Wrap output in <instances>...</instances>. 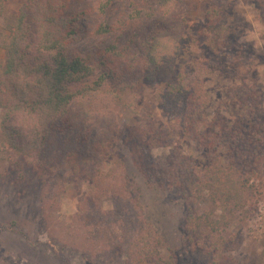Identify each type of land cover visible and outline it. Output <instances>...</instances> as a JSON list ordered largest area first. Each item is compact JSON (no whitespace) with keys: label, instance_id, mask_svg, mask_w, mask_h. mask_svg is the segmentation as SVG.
Here are the masks:
<instances>
[{"label":"rangeland","instance_id":"obj_1","mask_svg":"<svg viewBox=\"0 0 264 264\" xmlns=\"http://www.w3.org/2000/svg\"><path fill=\"white\" fill-rule=\"evenodd\" d=\"M29 9L23 0H0V30L5 18L22 11L26 30H38L36 11ZM164 14L154 0L67 1L63 17L72 18L76 30L68 50L85 56L97 46L128 49L135 66L126 74L117 65L104 87L118 92L133 82L138 88L97 96L96 103L109 100V108L98 129L92 127L96 143L105 137L109 145L91 156L94 162L84 160L83 172L54 158L47 146L25 153L10 147L14 133L6 126L20 125L30 140L33 122L15 116L3 122L0 107V264H264V6L180 0ZM163 16L171 26L184 25L181 56L172 66L188 67L189 78L202 71L192 90L203 106L190 115L168 110L159 96L164 83L146 80L144 49ZM120 19L127 21L122 35L86 38L87 30ZM27 52L32 63L39 52L33 45ZM15 142L27 146L18 137ZM215 171L223 182L224 174L240 178L242 187L227 184L229 194L211 200Z\"/></svg>","mask_w":264,"mask_h":264},{"label":"trees","instance_id":"obj_2","mask_svg":"<svg viewBox=\"0 0 264 264\" xmlns=\"http://www.w3.org/2000/svg\"><path fill=\"white\" fill-rule=\"evenodd\" d=\"M67 1L23 0L25 8L36 11L38 22L36 31L26 30L23 23L27 15L23 11L18 17L4 19L5 28L0 30V49L5 55L4 62H0V107L6 113L3 122L12 116L33 122L30 140L20 125L6 126L5 130L10 132V135L14 133V137L10 136V147L18 149L19 153H25L24 151H42L43 147L47 146V151L53 152L54 158L65 165H70L74 172L78 168L83 172L89 164L84 160L90 158L93 161L91 156H101L109 145L105 137L96 143L97 133L92 127L98 129L109 108V100L106 104L102 102L97 104V96L106 94L103 98L106 99L108 96L118 95V92L122 94L134 86L135 89L138 87L133 82L121 86L118 92L111 85L104 87L114 79V68L117 65L123 66L126 74L131 71V65L135 66V59L129 56L128 49L118 48L116 44L108 48L97 46L85 56L68 50V44L72 42L76 30L75 21L63 17ZM154 1L165 12V16L171 14L180 3V0ZM258 1L264 6V0ZM104 8L106 7L101 6V10ZM133 10V16L138 17V10ZM165 16L156 19L144 49L146 80L148 84L164 83L165 91L159 96L160 100L162 99L161 104L168 110L175 106L183 108L190 115L196 105L203 106L202 96L196 95L192 90L195 77H202V71L198 67L199 73L196 70L194 75H190L191 79L186 74L188 67L183 68L180 65L176 69L172 66L174 60L181 56L184 25L171 26L164 21ZM262 16L264 21V15ZM116 24L97 25L92 31L85 32L86 38L96 41L104 40L115 32L122 35L126 30L124 26L127 25V21L120 19ZM29 34L34 35V42L28 39ZM32 45L39 53L31 63L28 59L31 55L27 51ZM181 63L184 61L181 60ZM96 73L100 74L96 81L84 84L87 78ZM138 98L133 99L131 103L136 102ZM79 100L84 103L79 104ZM104 136L107 137L105 133ZM15 137L20 138L23 143L26 142V148L17 146ZM219 173L215 171L214 175L209 177L213 188L211 200L229 194L227 184L234 188L237 185L242 187L240 178L233 180L224 174L223 182L218 177ZM107 177H111L109 180H113V183L119 182L114 181V177L109 173ZM122 180L124 182L125 178ZM121 190L124 188L119 189ZM195 190L197 192L198 187ZM188 212L187 219L192 221L193 215L189 209ZM145 252L143 248L140 254Z\"/></svg>","mask_w":264,"mask_h":264}]
</instances>
